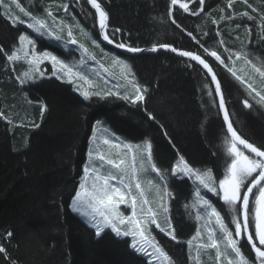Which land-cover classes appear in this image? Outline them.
<instances>
[{"label": "trees", "instance_id": "obj_1", "mask_svg": "<svg viewBox=\"0 0 264 264\" xmlns=\"http://www.w3.org/2000/svg\"><path fill=\"white\" fill-rule=\"evenodd\" d=\"M6 2L11 5V13L26 23L12 27L0 8V46L5 52L18 46L19 34H28L36 42L37 54L51 51L86 77H73L69 83L66 75L54 71L49 60L36 65L39 71H34L28 62L30 56L7 61L0 54V112L6 114V118H0V233H13L11 241L3 242L10 257L18 264H153L149 257L130 248V237H116L106 230L98 238L95 230L70 209L87 164L96 121H100L99 126H106L121 139L134 143L148 139L153 145V160L166 175L167 188L172 193L168 202L177 240H171L154 225L150 230L172 262L227 264L222 241L219 257L217 249L204 247L210 241L199 224L202 219L213 221L214 217L207 215L208 210L196 198L194 177L170 174L183 155L194 169H211L218 182L231 162L225 143L228 134L215 92L208 96L213 86L203 69L169 52L129 56L109 48L100 38L95 11L87 0H19L26 11L46 20L49 30L61 36L59 41L28 29L27 22L31 21L11 0ZM98 2L109 14V35L112 29L121 30L118 41L140 48L168 44L206 58L221 82L233 126L257 146L264 145V106L259 97L250 96L246 84L200 47L216 50L237 76L253 83L264 95L256 79L259 74L251 65L241 64L245 63L243 57L237 60L234 55L237 51L247 52V59L264 68V0H247V4L244 0H232L231 8L227 7L228 0H204V12L199 16L191 14L193 9L199 10L198 0H179L189 3V12L177 10L179 4L173 6L170 0ZM65 3L67 12L61 7ZM49 11L51 17L47 16ZM245 12L252 19L241 15ZM228 15L233 17L231 21L220 20ZM213 20L219 22L214 24ZM237 24L240 26L236 27ZM68 31L72 32L71 37ZM71 39H76L77 44H70ZM221 39L223 44L219 43ZM225 49H231L232 60ZM114 58L130 64L135 83L147 88L143 102L131 104L120 98L131 91L128 81L133 76ZM81 59L85 60L83 65ZM26 71L33 78L21 85L16 77H23ZM84 91L100 92L101 96L92 95L86 100L81 94ZM108 91L113 94L107 95ZM245 99L251 108L243 105ZM147 113L155 119H148ZM201 191L232 228L231 209L219 197ZM213 226L218 229L215 220ZM216 236L220 233L216 232ZM239 247L249 264H259L249 246ZM0 264H6L3 256Z\"/></svg>", "mask_w": 264, "mask_h": 264}, {"label": "snow or ice", "instance_id": "obj_2", "mask_svg": "<svg viewBox=\"0 0 264 264\" xmlns=\"http://www.w3.org/2000/svg\"><path fill=\"white\" fill-rule=\"evenodd\" d=\"M244 2L247 4V0H244ZM87 3L91 5V8H93L97 14L98 27L100 33L103 35V40L108 43H114L117 48L126 49V51L130 53H140L144 51V49L126 44L122 40L118 41L117 37L121 33L119 28L112 29L110 36L109 14L102 6V3L98 2V0H87ZM11 4H14L15 7L31 21L27 22L28 29H31L41 37L47 35L57 41L61 40L60 35L49 30V25L44 18L26 11L25 8L20 5L19 0H11ZM170 4L173 6L179 4V9L177 10L189 12V3L187 2L180 3L179 0H170ZM203 5L204 0H198L199 10L193 9L191 14L199 16L204 12ZM248 6L252 7L251 5ZM61 7L65 12L68 11V5L66 3L62 4ZM227 7H232V0H228ZM0 8L4 9V15L12 27L15 28L20 24L26 23V20L11 13V5L7 3L6 0H0ZM253 11H256V9L253 8ZM169 15L171 16V11ZM241 15L248 16L249 19H252L247 12ZM47 16L51 17L52 13L50 11L47 12ZM232 19L233 17L231 15L220 17V20L231 21ZM212 22L216 24L219 21L213 20ZM173 23H175L174 20ZM239 26L238 24L236 25V27ZM248 31L249 34H251V29ZM67 34L69 37L72 36L71 31H68ZM188 35L195 39L191 32H189ZM202 35H208V33H202ZM217 35H220V33L217 32ZM237 39H239V37H237ZM17 42L18 46H13L9 52H5L3 47L0 46V54H3L7 61H19L30 56L31 59L28 61L29 64L34 66V71H39L35 66L44 60H49L51 61L54 71L59 70L63 75H66L69 78V83L72 82L73 77L86 80L82 71H74L73 66H70L64 60L58 58L51 51L45 50L37 54L35 51L36 42L33 38H30L28 34H19ZM69 42L72 45L77 44L76 39H71ZM95 43V40H93V44ZM219 43L223 44L224 40L221 39ZM197 44H200V41L197 40ZM29 46H31V48ZM80 47L85 53L88 52V49L84 48L83 45H80ZM158 47L169 49L173 53L178 52L177 48L171 47L168 44H160ZM158 47L153 46L151 51H157ZM200 47L203 49V53L213 58L219 65L227 67V70L237 80L246 84L248 94L250 96L254 94V97H259L260 105L264 106V95H262L260 91H257L253 83L245 81L242 76H237L236 71L225 64V59H223L221 54L216 50L210 51L209 48L203 45H200ZM225 51L229 52L228 59L232 60L233 53L231 49H225ZM178 54L181 57H187L190 58L191 61L197 62L207 73L211 74V82L214 83V89L208 91V96L211 97L214 91L219 97L218 107L222 110L223 121L226 123V133L229 134L225 137V143L228 145L227 153L231 157V162L227 165L223 178L218 182L214 179L211 169L205 171L194 169L185 160L183 155L178 157L174 167L170 169V174L173 176L183 175L186 178L194 177L195 182H198V186L195 189L196 198L202 203L205 209L208 210L207 215L215 218V224L218 226L220 236H216L217 229L210 228L208 235L210 245H204V247L210 246L217 249L216 254L217 257H219L221 254L219 244L222 241L224 243L225 254L232 256V259L228 260V264H249V260L244 257L239 247L240 240L246 239V242L251 246L254 252L255 259L258 260L259 264H264V145L257 146L255 143L249 142V140L243 138L233 126L229 111L226 108L221 82L217 78L209 62L205 58H202L201 54L194 53L193 51H179ZM234 55L237 60L243 57L245 63L251 65L252 70L259 74V78L264 80V68L258 67L252 60L247 59V52L237 51ZM114 62L122 65L123 68L127 70L128 75L133 76V79L128 81V83L131 84V91L120 98L131 104L143 102L145 94L147 93V88L135 83L131 65L119 58H114ZM84 63L85 60L81 59L80 65ZM233 63H235V61H233ZM101 67L103 68V65H101ZM104 71L108 70L105 68ZM32 78L33 74L27 71L24 72L23 77H16L21 85L30 82ZM208 87L209 86L206 84L205 88ZM81 94L86 100L92 95L101 96L100 92L90 93L84 91ZM112 94L111 91L107 93V95ZM116 95L120 96V93L117 92ZM243 105L248 108L252 107L247 99L243 100ZM145 112H147L146 109ZM147 117L150 120L155 119L151 113H147ZM0 118H6V114L0 112ZM9 123H11V121H9ZM96 124L99 125L100 121H96ZM35 126L39 127V125ZM103 131L107 132L108 130L104 129ZM96 139V134L93 132L92 140L95 141ZM103 143L105 145L113 144V146L119 147V144H115L114 141L109 139H104ZM125 147L132 149L131 144H127ZM141 147H143V152L146 154L147 161L151 162L153 159V145L149 141H145L143 146L136 145L138 150L141 149ZM87 155L89 157V164L83 167V178L79 183L78 190L74 192V198L71 199L70 207L72 211L88 219L90 226L95 230L94 234L96 237H101L105 233V230L108 229L116 237H130L129 246L137 254L149 257L155 260L157 264H165L166 261H170L171 258L168 253L160 246L159 241L151 234L150 230V226L154 225L156 229H159L161 233L170 237L171 240H177L175 229L168 216L169 208L166 204L161 202L157 209L149 206L150 202L145 197L144 190L139 181L134 183V188L138 190L139 195L137 196L133 193L132 183H125L128 174L122 167L125 163L123 159L117 162L116 160L108 158L106 164L112 166V169L117 171L113 172L111 169H105L106 174L101 175L100 169L104 167L105 156L97 153V160L101 162L100 165L97 166L92 160L93 149H89ZM133 160H135V157H133ZM151 171L157 175L159 180L166 187V176L162 174V170L157 167L155 163H151ZM110 181H117V183H110ZM201 189L219 197L223 204L231 209L232 215L230 222L233 225L232 228H229L228 224L225 223L221 212L217 210L209 199H206L205 196L202 195ZM254 189L256 190L255 192ZM157 191H160L158 186ZM164 194L169 197L172 196L171 192H165ZM250 198L253 202L254 209V211L251 212ZM160 199L163 201V195L160 196ZM125 204H127V209H125V211L128 209L131 210L130 215H125L124 212L120 211L119 206ZM138 210L140 213L139 218ZM200 218V216H197V219ZM250 220L252 230H250ZM199 235L200 233L197 232L196 237ZM196 237H193V239H196ZM12 238L13 233L11 230L0 233V256L5 258L6 264H18V261L10 257L3 243L5 241H11ZM189 244H191V241H189ZM149 249H151V251Z\"/></svg>", "mask_w": 264, "mask_h": 264}, {"label": "rangeland", "instance_id": "obj_3", "mask_svg": "<svg viewBox=\"0 0 264 264\" xmlns=\"http://www.w3.org/2000/svg\"><path fill=\"white\" fill-rule=\"evenodd\" d=\"M241 64L245 67H247V65H249V64H246L244 62H241ZM243 66H241V67H243ZM256 79H259L260 86L262 89H264V80L259 78V76H258V78L256 77ZM127 80H129V79H127ZM128 89H131L130 85H128ZM104 129H107V127L106 126L103 127V126H99V125L95 126L94 132L96 134L97 139L95 141L91 140V147H90V149H93L92 160L97 164V166H99L101 163L100 161L97 160V153L103 154L106 158L105 162H104V167H102L100 169L101 175L106 174L105 169H111L113 172L117 171L115 169H112V166L106 164V160L108 158L116 160L117 162H119L121 159H123L125 163H124V165H122V167L126 170V172L128 174L126 179H125V183L131 182L132 186H133V193L138 196L139 193H138V190H136L134 188V183L136 181H139L141 183L142 189L144 190L145 197L150 202L149 206L153 207L154 209H157L161 202L165 203L166 206L169 208L168 216L170 218V205L168 202L169 196L164 194L165 192H169L168 188H167V183H166V187H165V185L159 180L157 175L151 171V163H155V162L153 159L151 162L147 161L146 154H144V152H143V147H141V149H139V150L136 148V145L143 146L145 141L150 142V140L147 139V140H144L141 142L134 143V142H130V141L119 138L109 129H107L108 130L107 132H104L103 131ZM104 139H109V140L114 141L115 144H119V147H115V146H113V144L105 145L103 143ZM127 144H131L132 149L126 148L125 145H127ZM133 157H135V160H133ZM87 164H89L88 155H87ZM162 174H164L163 171H162ZM81 176L82 177H81L79 183L81 182V180L83 178V173ZM166 180H167V177H166ZM193 181H194V185L196 188L198 186V182H195V178H193ZM149 182H151V183H149ZM110 183H117V181H110ZM157 186L160 189L159 192L157 191ZM78 187H79V184H78ZM77 190H78V188H77ZM161 195H163V201H161V199H160ZM72 198H74V195ZM138 203H139V200H138ZM211 203L214 204L213 202H211ZM70 204H71V201H70ZM119 208H120V211L124 212L125 215L131 214L130 209L125 211V209H127V204L120 205ZM70 209H71V207H70ZM76 214L79 215L84 220V222L90 226V223L88 222V219L86 217H84L78 213H76ZM139 216H140V213L138 210V218H139ZM161 220H162V217H161ZM214 220H215V218H214ZM214 220L210 221V218H207L206 220L202 219L203 223L200 222V224H199V227H201V230L206 231L205 233L207 234V237L209 235V229L214 228V226H213ZM151 226H153V225H151ZM215 229H217V228H215ZM106 230H108V229H106ZM216 232H219V230L217 229ZM151 234L153 236H155V238H156V235L152 231H151ZM156 240H157V238H156ZM219 246H220V244H219ZM223 248H224V243H223ZM149 250L151 251V249H149ZM224 254H225V252H224ZM226 256H227L226 261L228 264V260L232 259V256H229V255H226ZM148 259L151 263L157 264V262L155 260H152L151 258H148ZM191 259H192V257H190V260ZM172 261L173 260L170 259V261H166L165 264H174Z\"/></svg>", "mask_w": 264, "mask_h": 264}, {"label": "water", "instance_id": "obj_4", "mask_svg": "<svg viewBox=\"0 0 264 264\" xmlns=\"http://www.w3.org/2000/svg\"><path fill=\"white\" fill-rule=\"evenodd\" d=\"M94 10V9H93ZM95 11V10H94ZM96 14V13H95ZM96 18H97V26H98V17H97V14H96ZM98 30H99V27H98ZM99 35H100V38H101V40H102V42L106 45V46H108L109 48H111V49H114V50H116V51H118V52H121V53H124V54H127V55H129V56H139V55H144V54H157L158 52H169V53H172L173 55H175L176 57H178V58H181V59H185V60H189V61H191L190 60V58H187V57H181V56H179V54H178V52L179 51H185V50H179V49H177L178 50V52L177 53H173V52H171L169 49H163V48H159L158 46V50L157 51H155V52H153V51H151V49H152V47H150V48H142V49H144V51H142V52H140V53H130V52H128V51H126V49H121V48H117L116 46H115V44L114 43H108L107 41H105V40H103V35L100 33V31H99ZM172 47V46H171ZM202 58H204V57H202ZM206 59V58H205ZM207 60V59H206ZM208 61V60H207ZM192 63H195L196 65H198L201 69H203L202 68V66H200L197 62H195V61H191ZM209 62V61H208ZM210 64V63H209ZM210 66H212L211 64H210ZM213 68V67H212ZM203 71L207 74V76L209 77V79H210V81H211V74H209V73H207V71L205 70V69H203ZM213 71L215 72V70H214V68H213ZM216 73V72H215ZM217 75V74H216ZM217 78H218V76H217ZM219 79V78H218ZM211 84H212V86H213V89H214V83H212L211 82ZM222 92H223V90H222ZM224 95V94H223ZM215 96H216V99H217V102H218V99H219V97H218V95L215 93ZM226 102V101H225ZM226 108H227V104H226ZM228 109V108H227ZM219 111H220V115H221V119H222V122H223V124H224V127H225V129H226V123L223 121V113H222V110H220L219 109ZM229 135V134H228ZM254 191H255V189H254ZM250 204H251V198H250ZM249 245V244H248ZM250 246V245H249ZM250 248H251V246H250ZM251 251H252V253H253V255H254V252H253V250L251 249Z\"/></svg>", "mask_w": 264, "mask_h": 264}, {"label": "flooded vegetation", "instance_id": "obj_5", "mask_svg": "<svg viewBox=\"0 0 264 264\" xmlns=\"http://www.w3.org/2000/svg\"><path fill=\"white\" fill-rule=\"evenodd\" d=\"M256 109H258L259 111H263V110H260L259 108H256ZM255 110V109H254ZM244 138V137H243ZM246 139V138H245ZM248 140V139H247ZM249 142H251V143H253L251 140H249ZM256 191V190H255ZM254 191V192H255ZM213 197H215V196H213ZM217 197V196H216ZM215 197V198H216ZM251 211H254V209H253V202H252V200H251V204H250V212ZM250 230H252V226H251V220H250ZM243 235V234H242ZM239 244H241L243 247H246V246H249L248 245V243L246 242V239H241L240 240V243ZM259 246V245H258ZM249 248H250V246H249ZM251 249V248H250ZM252 252V251H251ZM253 254V253H252Z\"/></svg>", "mask_w": 264, "mask_h": 264}, {"label": "bare ground", "instance_id": "obj_6", "mask_svg": "<svg viewBox=\"0 0 264 264\" xmlns=\"http://www.w3.org/2000/svg\"><path fill=\"white\" fill-rule=\"evenodd\" d=\"M218 103V102H217Z\"/></svg>", "mask_w": 264, "mask_h": 264}]
</instances>
